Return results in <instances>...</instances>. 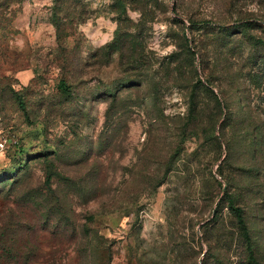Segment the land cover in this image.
Wrapping results in <instances>:
<instances>
[{
	"label": "rangeland",
	"instance_id": "374dc122",
	"mask_svg": "<svg viewBox=\"0 0 264 264\" xmlns=\"http://www.w3.org/2000/svg\"><path fill=\"white\" fill-rule=\"evenodd\" d=\"M0 138V264H264V0H0Z\"/></svg>",
	"mask_w": 264,
	"mask_h": 264
},
{
	"label": "trees",
	"instance_id": "16d2710c",
	"mask_svg": "<svg viewBox=\"0 0 264 264\" xmlns=\"http://www.w3.org/2000/svg\"><path fill=\"white\" fill-rule=\"evenodd\" d=\"M248 25H250V24H244V27L243 28H249V26ZM197 30H198V28H196ZM201 29V26L199 25V30ZM61 90L63 91V92H68L69 91V89H67L65 86H64V84H61ZM232 207V210H233V212L235 213V216H236V218H237V221H238V224H239V226H240V228H241V230L243 231V233L245 234V236L246 237H248V230H247V225H246V221H245V216H244V212H243V210L241 209V208H239V207H235L234 205H232L231 206ZM250 263L251 264H259L256 260H255V258H254V256H253V253L252 252H250Z\"/></svg>",
	"mask_w": 264,
	"mask_h": 264
},
{
	"label": "built area",
	"instance_id": "2783aa9c",
	"mask_svg": "<svg viewBox=\"0 0 264 264\" xmlns=\"http://www.w3.org/2000/svg\"><path fill=\"white\" fill-rule=\"evenodd\" d=\"M9 146L6 138H0V153L7 149Z\"/></svg>",
	"mask_w": 264,
	"mask_h": 264
}]
</instances>
